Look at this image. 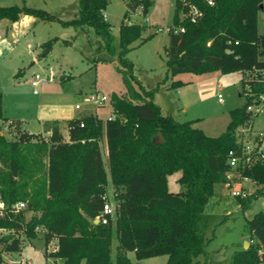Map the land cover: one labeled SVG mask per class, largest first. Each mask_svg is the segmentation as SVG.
Here are the masks:
<instances>
[{
	"label": "trees",
	"instance_id": "obj_1",
	"mask_svg": "<svg viewBox=\"0 0 264 264\" xmlns=\"http://www.w3.org/2000/svg\"><path fill=\"white\" fill-rule=\"evenodd\" d=\"M132 1L135 10L142 5L146 16L148 1ZM108 2L78 0V17L69 21L24 6L0 8V20L13 22L25 14L58 21L84 34L92 28L100 39L91 53L92 65L115 59L125 89L113 98L115 119L102 120L92 113L74 117L66 121L67 137L56 125L48 136H42L26 130L20 120L5 118L0 93V120L14 135L8 140L0 133L1 251L19 253L22 242L36 239L40 229L44 256L61 259V264H112L114 235L118 241L114 264H132L127 252L134 253L137 261L166 256L165 264H199L210 242L205 236L213 219L210 199L215 186L225 180L229 153L239 151V130L250 127L258 114L247 107L264 95V32L257 29L264 0H213L212 5L206 0H175L173 25L184 32L167 33L168 72L242 73L245 103L229 112L225 131L216 137L194 127V121L180 123L164 115L152 101L153 90L146 91L139 84L127 59L132 44L146 41L142 38L145 27L121 24L116 41L102 16ZM191 7L201 13L195 23L189 18ZM177 171L181 173L177 182L184 190L172 193L167 177ZM108 175L114 220L95 224L108 201ZM243 175L257 185L247 198H236L245 209L253 199L264 197V161ZM19 202L25 208L15 212L13 207ZM26 212L38 215L26 219ZM247 226L252 243L235 252L230 264L264 262V207ZM50 243L54 248L48 251Z\"/></svg>",
	"mask_w": 264,
	"mask_h": 264
},
{
	"label": "rangeland",
	"instance_id": "obj_2",
	"mask_svg": "<svg viewBox=\"0 0 264 264\" xmlns=\"http://www.w3.org/2000/svg\"><path fill=\"white\" fill-rule=\"evenodd\" d=\"M138 1H148L146 16L141 13L142 5L134 11L127 9V4L134 2L132 0H109L104 11L116 41L121 24L145 27L142 38H146V41L135 42L127 53V59L133 64L134 76L146 91L153 90L151 99L164 115H171L180 123L194 121L193 126L207 136H219L229 122V112L241 108L245 103L242 73L222 74L214 71L171 75L166 67L165 47L169 44L167 29L175 27V0ZM13 6L43 10L62 21L77 18L79 12L78 0H0V8ZM127 10L129 13L124 17ZM257 29L259 33L264 32V3L258 12ZM99 40L92 28H88L84 34L58 21L41 20L25 14L13 22L1 19L0 93L3 96V116L22 121L26 130L42 136H47L54 125L66 135V121L74 117L92 113L102 120L110 118L113 98L122 95L125 89L119 72L120 65L115 59L92 65L91 53ZM47 44L49 49L46 48ZM50 69L54 71V81L40 85L34 95L30 86L32 77L35 74L46 75ZM249 78L244 75V79ZM132 85L136 91L139 90L138 85ZM94 93L105 95L107 102L101 107L89 104L88 98ZM253 103L258 104L260 112L254 117L251 128L253 132L263 131L264 95ZM75 105H80V109H75ZM0 133L8 140L14 138L11 129L1 120ZM100 147L107 169L103 140ZM180 174L177 171L167 177L168 190L172 193L184 190L177 182ZM256 188L253 182L246 185L248 193ZM106 196V203L114 206L109 175ZM263 202L264 197L253 199L247 208L242 209L237 199L225 193L221 184L215 186L214 197L208 206L212 224L205 234L210 242L206 247V256L199 257V264H230L234 253L244 249L245 243L246 249L249 248L252 242L247 222L263 209ZM35 215L38 214L26 212L25 218ZM41 235L39 229L36 239L24 240L19 253L2 252L0 246V264H61V259L44 256ZM117 246L114 235L112 264ZM47 248L48 251L53 250L54 244L50 243ZM126 256L132 264H165L167 260L166 256H159L137 261L132 252H127Z\"/></svg>",
	"mask_w": 264,
	"mask_h": 264
},
{
	"label": "built area",
	"instance_id": "obj_3",
	"mask_svg": "<svg viewBox=\"0 0 264 264\" xmlns=\"http://www.w3.org/2000/svg\"><path fill=\"white\" fill-rule=\"evenodd\" d=\"M208 5L213 4V0H206ZM104 19H106V14L102 13ZM201 16L200 11L191 7L189 18L192 23H195L197 18ZM172 31L173 33L184 32V29L181 27H171L167 29V33ZM261 74L264 76V70L261 71ZM55 79V74L53 70H48L46 75L35 74L31 81L30 86L33 89L32 93L37 94V88L40 85H44L50 82H53ZM107 97L105 95L94 93L91 94L88 98V103L95 106L101 107L107 102ZM261 100V98H259ZM256 100V101H259ZM75 109H80V105H75ZM247 111L255 114L260 112V108L257 103H253L247 107ZM116 114L112 113L110 118L115 119ZM82 126V125H81ZM237 143L239 144L238 152L229 153V170L225 173V180L221 183L225 193L232 198L245 199L248 196L246 185L252 182L248 177L243 175V171L250 169L257 163L264 161V130L253 132L251 126L247 128H241L238 132ZM4 206L0 202V215L2 214ZM25 208L24 203H16L13 207L14 211H21ZM114 206H110L108 203L103 205L100 216L97 218L98 223L107 224L108 218L114 216ZM30 264V263H28ZM264 264V262H262Z\"/></svg>",
	"mask_w": 264,
	"mask_h": 264
},
{
	"label": "water",
	"instance_id": "obj_4",
	"mask_svg": "<svg viewBox=\"0 0 264 264\" xmlns=\"http://www.w3.org/2000/svg\"><path fill=\"white\" fill-rule=\"evenodd\" d=\"M135 7H136V3L135 2H131V3L127 4V9L130 10V11H134ZM44 54H46V52ZM159 138H160L159 143H163L162 137L159 136ZM263 206H264V204H263ZM94 223L97 224L98 220H95ZM244 249H246V243H245Z\"/></svg>",
	"mask_w": 264,
	"mask_h": 264
},
{
	"label": "crops",
	"instance_id": "obj_5",
	"mask_svg": "<svg viewBox=\"0 0 264 264\" xmlns=\"http://www.w3.org/2000/svg\"><path fill=\"white\" fill-rule=\"evenodd\" d=\"M69 120H70V119H69ZM67 121H68V120H67ZM65 127H66V126H65ZM65 127H64V128H65ZM64 132H66V135H64L65 133H64L63 135H64L65 137H67V131L64 130ZM49 134H50V133H49ZM49 134H48V135H49ZM48 135H47V136H48ZM263 204H264V202H263Z\"/></svg>",
	"mask_w": 264,
	"mask_h": 264
}]
</instances>
